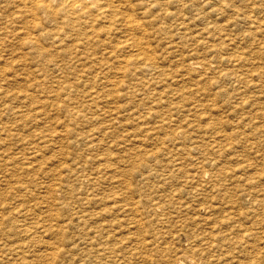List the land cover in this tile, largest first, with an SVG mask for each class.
<instances>
[{
    "label": "rangeland",
    "instance_id": "obj_1",
    "mask_svg": "<svg viewBox=\"0 0 264 264\" xmlns=\"http://www.w3.org/2000/svg\"><path fill=\"white\" fill-rule=\"evenodd\" d=\"M128 1H104L86 44L0 0V264H264V0Z\"/></svg>",
    "mask_w": 264,
    "mask_h": 264
},
{
    "label": "bare ground",
    "instance_id": "obj_2",
    "mask_svg": "<svg viewBox=\"0 0 264 264\" xmlns=\"http://www.w3.org/2000/svg\"><path fill=\"white\" fill-rule=\"evenodd\" d=\"M18 1H19V2H22V3L24 4L25 7H26V5H27L29 8H32V10H31L32 13H30V14L35 15L38 11L44 13V14H45L44 16L46 17V19H47L49 22H50V21L53 22V23H54V22H57V23L59 24V27H60V29H61V31H62V34H63V35L67 34V36L65 35L66 38H67L68 36H69V37L72 36V40H73L74 42H75L76 39H77V40L81 39V42L78 41L79 43H85V42H86V44H87L88 41H89V40H88V33H89V31H94V30H93L94 28H92L93 21H95V20L97 21V19H98V21H99V19H100L101 17H106V15H105L106 11H105L104 7H105V5H107V4H104V1H105V0H18ZM106 1H107V0H106ZM120 1H121V0H120ZM127 1H128V0H127ZM133 1H135V0H133ZM139 1H140V0H139ZM139 1H138V2H139ZM152 1H153V0H152ZM159 1H160V0H159ZM168 1H171V0H168ZM178 1H181V0H178ZM184 1H185V0H184ZM184 1H182V2H184ZM186 1H187V0H186ZM188 1H189V0H188ZM192 1H194V0H192ZM5 2H6V1H5ZM5 2H4V3H5ZM10 2H11V1H10ZM114 2H115V1H114ZM128 2H129V1H128ZM130 2H131V0H130ZM138 2L135 3V4H138ZM155 2H157V1L155 0V1L151 2V3H152V4H155ZM166 2H167V0H166ZM171 2H172V1H171ZM171 2H170V3H171ZM175 2H176V1H175ZM207 2H208V1H207ZM209 2H210V1H209ZM213 2H214V1H213ZM216 2H218V0H217ZM12 3H13V2H12ZM105 3H107V2H105ZM112 3H113V2H112ZM140 3H141V2H140ZM145 3H146V2H145ZM145 3H143V4H145ZM147 3H148V2H147ZM149 3H150V2H149ZM151 3H150V5H151ZM157 3H158V2H157ZM161 3H162V2H161ZM161 3H160V4H161ZM163 3H164V2H163ZM177 3H178V2H177ZM185 3H186V2H185ZM185 3H184V4H185ZM194 3H195V2H194ZM205 3H206V2H205ZM224 3H225V2H224ZM16 4H18V3H16ZM108 4H109V3H108ZM114 4H115V3H114ZM117 4L119 5L120 3H117ZM124 4H126V3H124ZM127 4H128V3H127ZM143 4H141V5H143ZM167 4H168V3H167ZM167 4H166V5H167ZM172 4H173V2H172ZM190 4H191V0H190ZM196 4H197V3H196ZM215 4H216V3H215ZM9 5H10V4H9ZM18 5H20V4H18ZM118 5H115V6H118ZM128 5H132V4L129 3ZM139 5H140V4H138L137 6H139ZM141 5H140V6H141ZM166 5H164V6H166ZM174 5H175V3H174ZM174 5H173V6H174ZM176 5H177V4H176ZM176 5H175V6H176ZM192 5L194 6V4H192ZM204 5H205V4H204ZM217 5H218V4H217ZM123 6H125V5H123ZM140 6H139V7H140ZM155 6H156V5H155ZM155 6H154V7H155ZM157 6H160V5H157ZM157 6H156L155 8H157ZM171 6H172V5H171ZM175 6H174V7H175ZM14 7H15V4H14ZM17 7H19V6H17ZM25 7H22V8H23V9H26L27 7H26V8H25ZM108 7H109V6H108ZM134 7H135V6H134ZM141 7H142V6H141ZM146 7H147V6H146ZM146 7H144L145 10H146ZM162 7H163V5H162ZM201 7H202V6H201ZM29 8H28V9H29ZM113 8H114V7H113ZM115 8H116V7H115ZM120 8H121V7H120ZM129 8H130V7H129ZM131 8H133V7H131ZM135 8H136V7H135ZM142 8H143V7H142ZM147 8H148V7H147ZM150 8H151V7H150ZM150 8H148V9H150ZM155 8H154V9H155ZM165 8H166V7H165ZM165 8H164V9H165ZM4 9H5V8H4ZM4 9H3V10H4ZM23 9H22V10H23ZM106 9H107V8H106ZM110 9L112 10L111 7H110ZM110 9H109V10H110ZM116 9H117V8H116ZM122 9H124V8H122ZM122 9H121V10H122ZM126 9H127V8H126ZM137 9H138V8H137ZM144 9H143V10H144ZM152 9H153V8H152ZM157 9H158V8H157ZM161 9H162V8H160L159 10H161ZM107 10H108V9H107ZM118 10H120V9H118ZM121 10H120V11H121ZM128 10H129V9H128ZM115 11H117V10H115ZM115 11H112V12H115ZM133 11H134V10H132V12H133ZM146 11H147V10H146ZM157 11H158V10H157ZM168 11L171 12V10H168ZM24 12H25V11H24ZM27 12H28V11H27ZM108 12H109V11H108ZM129 12H130V11H129ZM132 12H131V13H132ZM139 12H140V11H139ZM149 12H150V11H149ZM152 12H154V11H152ZM159 12H160V11H159ZM202 12H203V11H202ZM4 13H5V12H4ZM25 13H26V12H25ZM110 13H111V12H110ZM122 13L125 14L124 11H123ZM131 13H129V14H131ZM137 13H138V11H137ZM141 13L144 14V12H142V11H141ZM168 13H169V12H168ZM9 14H11V13H9ZM111 14H112V13H111ZM118 14H119V13H118ZM127 14H128V13H127ZM134 14H136V13H134ZM155 14H156V12H155ZM155 14H154V15H155ZM159 14H162V13H159ZM1 15H2V14H1ZM5 15H6V14H5ZM12 15H13V14H12ZM14 15H15V14H14ZM39 15H40V14H39ZM39 15H38V16H39ZM119 15H120V14H119ZM119 15H117L118 18L120 17ZM132 15H133V13H132ZM145 15H146V13H145ZM162 15H163V14H162ZM162 15H161V16H162ZM207 15H208V14H207ZM6 16H7V15H6ZM15 16H17V15H15ZM19 16H21V15H19ZM112 16H113V15H112ZM122 16H123V15H122ZM122 16H121V17H122ZM133 16H135V15H133ZM133 16H131V18H132ZM138 16H139V15H138ZM161 16H160V17H161ZM163 16H164V15H163ZM165 16H166V15H165ZM3 17H4V16H3ZM7 17H8V16H7ZM22 17H23V16H22ZM22 17H21V18H22ZM32 17H33V16H32ZM126 17H129V15H128V16L126 15L124 19H126ZM153 17H154V16H153ZM179 17H180V16H179ZM17 18H18V16H17ZM36 18H37V17H36ZM38 18H39V17H38ZM38 18H37L38 21L36 20L37 22H39V19H41V18H39V19H38ZM154 18H155V17H154ZM162 18H163V17H162ZM162 18L160 19L161 22H162V20H163ZM165 18H166V17H165ZM169 18H170V16H169ZM232 18H234V17H232ZM32 19H34V18H32ZM42 19H43V18H42ZM108 19H109V18H108ZM111 19H112V18H111ZM119 19H121V18H119ZM138 19H139V18H138ZM140 19H142V18H140ZM158 19H159V18H158ZM167 19H168V18H167ZM8 20H12V19H8ZM16 20H18V19H16ZM16 20H15V21H16ZM100 20H101V19H100ZM106 20H107V19H106ZM109 20H110V19H109ZM134 20H135V19H134ZM153 20H154V19H153ZM155 20H157V19H155ZM160 20H159V21H160ZM181 20H182V19H181ZM24 21H26V20L24 19ZM29 21L31 22V20H29ZM32 21H33V20H32ZM48 21H47V22H48ZM96 21H95V22H96ZM113 21H114V20H113ZM121 21H122V20H121ZM121 21H119V22H121ZM126 21H127V20H126ZM131 21H132V20H131ZM135 21H136V20H135ZM138 21H139V20H138ZM140 21H141V20H140ZM164 21H166V19H164L163 22H164ZM43 22H44V19H43ZM49 22H48V23H49ZM51 22H50V23H51ZM99 22H100V21H99ZM101 22H102V21H101ZM104 22H105V21H104ZM114 22H115V21H114ZM123 22H124V21H123ZM128 22H129V20H128ZM153 22H154V21H153ZM163 22H162V23H163ZM44 23H45V22H44ZM48 23H46V24H48ZM50 23H49V24H50ZM117 23H118V22H117ZM117 23H116V25H117ZM130 23H131V22H130ZM134 23H135V22H134ZM138 23H141V22H138ZM158 23H159V22H158ZM7 24H8V23H7ZM28 24H29V23H28ZM31 24H33V22H32ZM49 24H48V25H49ZM108 24H111V25L113 26L115 23H114V24H112V23H108ZM121 24H122V23H121ZM125 24H127V22H125ZM135 24H136V23H135ZM141 24H142V23H141ZM148 24H149V23H148ZM155 24H157V23H155ZM160 24H161V23H160ZM15 25H16V24H15ZM41 25H42V24H41ZM48 25H47V26H48ZM51 25H53V24H51ZM51 25H50V26H51ZM54 25H55V24H54ZM103 25H104V24H103ZM105 25H106V24H105ZM131 25H133V22H132V24H130V26H131ZM3 26H5V24H4ZM22 26H23V25H22ZM36 26H37V24H36ZM57 26H58V25H57ZM97 26H98V25H96V27H97ZM121 26H122V25H121ZM127 26H128V25H127ZM130 26H128V28H129ZM138 26L141 27L140 29H143V28H142L143 24H142V26H141L140 24H139ZM1 27H2V26H1ZM5 27H6V26H5ZM19 27H20V26H19ZM30 27H31V26H30ZM44 27H45V26H44ZM44 27H43V28H44ZM100 27H101V26H100ZM103 27H104V26H103ZM105 27H107V25H106ZM105 27H104V28H105ZM113 27H114V26H113ZM119 27H120V25L118 26V29H119ZM123 27H125V26H123ZM123 27H122V28H123ZM134 27H137V26H134ZM139 27H138V28H139ZM146 27H147V26H146ZM146 27H145V28H146ZM149 27H151V29L154 27V29H155V26L152 27V26L150 25ZM156 27H157V25H156ZM20 28H21V27H20ZM27 28H28V26H27ZM45 28H46V27H45ZM48 28H49V27H48ZM50 28H51V27H50ZM115 28H116V27H115ZM122 28H121V29H122ZM128 28H127V29H128ZM219 28H220V27H219ZM0 29H1V31H3L2 28H0ZM5 29H6V28H5ZM60 29H59V30H60ZM97 29H99V28H97ZM110 29H111V28H109V30H110ZM121 29H119V31H120ZM124 29H125V28H124ZM130 29H131V28H130ZM136 29H137V28H136ZM136 29H135V30H136ZM151 29H150V30H151ZM217 29H218V28H217ZM10 30H11V29H10ZM22 30H23V29H22ZM52 30H53V29H52ZM55 30H56V28H55ZM59 30L56 31V32H54V33L52 32L53 35H54L53 37H55L56 39L61 38V36H60V35H61V32H59ZM135 30L133 29V31H135ZM144 30H146V29H144ZM144 30H143V31H144ZM152 30H153V29H152ZM11 31H12V30H11ZM24 31H26V33H27L28 30H24ZM38 31H39V30H38ZM43 31H44V30H43ZM47 31H49V29H48ZM95 31H96V30H95ZM99 31H100V29H99ZM105 31H107V30H105ZM119 31H118V32H119ZM123 31H124V33H125V30H123ZM128 31H129V30H128ZM19 32H20V30H19ZM32 32H33V31H32ZM45 32H46V30H45ZM100 32L104 33V30H102V31H100ZM113 32H114V31H113ZM118 32H117V33H118ZM126 32H127V31H126ZM136 32H138V31H136ZM139 32H142V31L139 30ZM152 32H153V31H152ZM152 32H150V33H152ZM15 33H16V32H15ZM28 33H29V31H28ZM28 33H27V34H28ZM46 33H49V32H46ZM46 33H45V34H46ZM59 33H60V34H59ZM95 33H96V32H95ZM108 33H109V31H108ZM108 33H105V34H108ZM213 33H214V31H213ZM5 34H6V33H5ZM9 34H11V33H9ZM19 34H20V33H19ZM21 34H22V33H21ZM23 34H24V33H23ZM29 34H30V33H29ZM43 34H44V33H43ZM49 34H50V33H49ZM90 34H91V33H90ZM93 34H94V33H93ZM125 34H126V33H125ZM125 34H124V35H125ZM139 34L141 35V33H139ZM146 34H148V33H146ZM6 35H7V34H6ZM11 35H12V34H11ZM25 35H26V34H25ZM31 35H32V34H31ZM31 35H30V36H31ZM35 35H37L36 32H35ZM46 35H47V34H46ZM108 35H109V34H108ZM108 35H107V36H108ZM13 36H15V35H13ZM23 36H24V35H23ZM30 36H29V37H30ZM44 36H45V35H44ZM49 36H50V35H48V40L52 41V40L49 38ZM91 36H92V35H91ZM91 36H90V37H91ZM94 36H95V34H94ZM98 36H100V35L98 34ZM104 36H105V35H104ZM1 37H2V36H1ZM5 37H6V36H5ZM5 37H3V38H5ZM16 37H19V36L17 35ZM110 37H113V36H110ZM139 37H140V36H139ZM13 38H14V37H13ZM34 38H38V36H35ZM45 38H47V37H45ZM45 38H42V39L45 40ZM62 38H63V37H62ZM94 38H95V37H94ZM94 38H93V39H94ZM114 38H116V37H114ZM214 38H216V37H214ZM221 38H222V36H221ZM221 38H218V39H221ZM24 39H25V38H23V40H24ZM27 39H28V37H27ZM42 39H41V40H42ZM64 39H65V38H64ZM104 39H106V38H104ZM15 40H17V39L15 38ZM18 40H19V39H18ZM20 40H21V39H20ZM33 40H34V39H33ZM44 40H43V41H44ZM53 40H54V39H53ZM69 40H70V39H69ZM99 40H100V39H99ZM99 40H96V42L99 41ZM113 40H114V39H113ZM113 40H111V41H113ZM115 40H116V39H115ZM121 40H122V38H121ZM141 40H142V39H141ZM141 40H140V41H141ZM146 40H148V38H147ZM10 41H11V40H10ZM35 41H38V39H35ZM57 41H58V40H57ZM91 41H92V40H91ZM91 41H90V42H91ZM101 41H103V40H100L99 42H101ZM105 41H107V40H105ZM122 41H123V40H122ZM122 41H121V42H122ZM124 41H125V40H124ZM124 41H123V42H124ZM132 41H133V40H132ZM143 41H144V39H143ZM1 42H2V41H1ZM11 42H12V41H11ZM18 42H19V41H18ZM76 42H77V41H76ZM96 42H94V44H95ZM107 42H108V41H107ZM118 42H119V41H118ZM123 42H122V43H123ZM128 42H129V41H128ZM134 42H135V41H134ZM136 42H137V41H136ZM22 43H24V41H23ZM25 43H26V42H25ZM33 43H34V42H33ZM39 43H40V42H39ZM68 43H69V42H68ZM68 43H67V44H68ZM71 43H72V42H71ZM91 43L93 44V42H91ZM109 43H110V38H109ZM109 43H107V44H109ZM126 43H127V42H126ZM132 43H133V42H132ZM132 43H131V45H132ZM7 44H8V43H7ZM18 44H20V43H18ZM29 44H30V43H29ZM36 44H37V43H36ZM50 44H52V43H50ZM56 44H57V42H56ZM86 44H85V45H86ZM94 44H93V45H94ZM118 44H121V43H118ZM128 44H129V43H128ZM139 44H140V43H139ZM10 45H11V44H10ZM32 45H33V44H32ZM38 45H40V44H38ZM57 45H58V44H57ZM62 45H63V44H61V46H62ZM65 45H66V44H65ZM73 45H74V44H73ZM73 45H72V46H73ZM93 45H92V46H93ZM99 45H102V44H99ZM99 45H98V46H99ZM133 45H134V44H133ZM147 45H148V44H146V45H144V46H147ZM222 45L224 46V45H226V44H222ZM23 46H24V44H23ZM69 46H70V45H69ZM88 46H89V45H88ZM88 46H86V47H88ZM106 46H107V45H106ZM110 46H112V43H111ZM110 46H108V47H110ZM114 46H115V45H114ZM135 46H137V45H135ZM220 46H221V45H220ZM29 47H31V44H30ZM34 47H36V46H34ZM45 47H46V46H45ZM47 47H50V46L47 45ZM52 47H53V46H52ZM64 47H65V46H64ZM64 47H63V48H64ZM66 47H67V45H66ZM78 47H79V46H78ZM83 47H84V46H83ZM94 47H95V45H94ZM119 47H120V46H119ZM131 47H132V46H131ZM141 47H143V46H141ZM147 47H148V46H147ZM212 47H213V46H212ZM215 47H216V45H215ZM218 47H219V46L217 45V48H218ZM224 47H226V46H224ZM8 48H9V47H8ZM25 48H26V47H25ZM32 48H33V47H32ZM63 48H61V51H63V50H62ZM68 48H70V47H67V50H68ZM80 48H82V47L80 46ZM112 48H113V47H112ZM132 48H133V47H132ZM135 48H137V47H135ZM138 48H139V47H138ZM222 48H223V47H222ZM11 49H12V48H11ZM14 49H15V48H14ZM65 49H66V48H65ZM65 49H64V50H65ZM72 49H73V48H72ZM72 49H71V50H72ZM76 49H77V47H76ZM143 49H144V48H143ZM143 49H142V50H143ZM2 50H3V49H2ZM9 50H10V49H9ZM35 50H36V49H35ZM37 50H38V49H37ZM39 50H40V49H39ZM56 50H57V46H56ZM56 50H55V51H56ZM74 50H75V49H74ZM77 50H78V49H77ZM84 50H85V53H86V52H89V51H86V50H87L86 48H84ZM98 50H101V48H100V49L98 48ZM122 50H123V49H122ZM138 50H140V48H139ZM145 50H146V49H145ZM152 50H153V49H152ZM152 50H151V54L153 55V53H155V52L152 53ZM0 51H1V50H0ZM55 51L53 50L52 52H55ZM91 51H94V49H92ZM91 51H90V52H91ZM102 51H103V48H102ZM112 51H113V50H112ZM112 51H111V52H112ZM119 51H121V50H119ZM127 51H128V50H127ZM218 51H219V50H218ZM31 52H32V51H31ZM31 52H30V53H31ZM33 52H34V51H33ZM35 52H36V51H35ZM48 52H51V51H48ZM59 52H60V50H59ZM67 52H68V51H67ZM81 52H82V51H81ZM94 52H99V51L95 50ZM107 52H109V51H107ZM122 52H124V51H122ZM136 52H137V50H136ZM138 52H139V51H138ZM140 52H141V51H140ZM215 52H217V51H215ZM7 53H8V52H7ZM44 53H45V52H44ZM62 53H63V52H62ZM64 53H65V52H64ZM64 53H63V54H64ZM72 53H74V52H72ZM75 53H76V52H75ZM75 53H74V55H75ZM100 53H101V52H100ZM133 53H134V52H133ZM144 53H145V51L143 52V54H144ZM148 53H149V52H148ZM217 53H218V52H217ZM224 53H226V52H224ZM49 54H50V53H49ZM54 54H55V53H54ZM60 54H61V53H60ZM66 54H67V53H66ZM79 54H80V53H79ZM82 54H83V53H82ZM91 54H93V53L91 52ZM94 54H95V53H94ZM102 54H103V53H102ZM102 54H100V55H102ZM113 54H114V53H113ZM113 54H112V55H113ZM117 54H118V53H117ZM117 54H116V55H117ZM126 54H127V53H126ZM136 54H137V53H136ZM218 54H219V53H218ZM229 54H230V53H229ZM229 54H228V55H229ZM231 54H232V53H231ZM240 54H241V53H240ZM240 54H239V55H240ZM24 55H25V52H24ZM50 55H52V53H51ZM67 55H68V54H67ZM70 55H71V54H70ZM77 55H78V54H77ZM96 55H97V54H96ZM106 55H107V54H106ZM109 55H110V54H109ZM109 55H107V56H109ZM147 55H148V54H147ZM215 55H216V54H215ZM225 55H226V54H225ZM225 55H224V56H225ZM239 55H237V57H238ZM30 56H31V55H30ZM35 56H37V54H36ZM35 56H34V57H35ZM42 56H43V54H42ZM82 56H83V55H81V57H82ZM97 56L99 57V55H97ZM97 56H96V57H97ZM125 56H126V55H125ZM128 56H129V55H128ZM145 56H146V55H145ZM212 56H213V55H212ZM235 56H236V55H234L233 57H235ZM34 57H33V58H34ZM38 57H39V55H38ZM40 57H41V56H40ZM40 57H39V58H40ZM55 57H56V55H55ZM59 57H60V56H59ZM62 57H63V60H65V63L68 64L69 62H68V61L66 62V58L64 59L65 55L62 56ZM62 57H61V58H62ZM90 57H91V55H90ZM92 57H93V56H92ZM92 57H91V58H92ZM104 57H105L106 59L109 58V57H106L105 55H104ZM112 57H113V56H111L110 58H112ZM131 57L134 58L133 55H132ZM131 57H129V58H131ZM156 57H157V56H156ZM217 57H218V56H217ZM217 57H215V59H216ZM228 57H229V56H227V58H228ZM233 57H232V58H233ZM237 57H236V58H237ZM23 58H25V57H23ZM23 58H22V59H23ZM35 58H36V57H35ZM41 58H42V57H41ZM41 58H40L39 60H41ZM45 58H46V57H45ZM45 58H44V59H45ZM48 58H49V57L47 56V59H48ZM61 58H60V59H61ZM67 58H68V60H69V56H68ZM72 58H73V57H72ZM82 58H83V57H82ZM91 58H89V56H88V60H87V59H86V60H87L88 62H91V61H89V59H91ZM105 58H104V59H105ZM114 58H115V57H114ZM120 58H121V57H120ZM125 58H126V57H125ZM143 58H144V57H143ZM152 58H153V56H152ZM208 58H209V57H208ZM213 58H214V57H213ZM213 58H212V59H213ZM221 58H222V57H221ZM223 58H224V57H223ZM232 58H231V60H232ZM236 58H233V59L235 60ZM238 58H240V57H238ZM241 58H242V54H241ZM243 58H244V57H243ZM243 58H242V59H243ZM25 59H26V58H25ZM55 59H57V58H55ZM55 59H54V60H55ZM104 59H103V62H104ZM121 59H122V58H121ZM141 59H142V58H141ZM218 59H219V57H218ZM35 60H36V59H35ZM45 60H46V59H45ZM45 60H43V61H44V64H45V63H49V62H46ZM49 60H50V59H49ZM72 60H73V59H72ZM94 60H95V59H94ZM94 60H93V61H94ZM114 60H115V59H114ZM143 60H144V59H143ZM145 60H147V59H145ZM148 60H149V58H148ZM148 60H147V61H148ZM150 60H151V59H150ZM206 60H207V59H206ZM224 60H225V59H224ZM227 60H228V59H227ZM236 60H237V59H236ZM239 60H240V59H239ZM244 60H245V58H244ZM244 60H243V62H245ZM247 60H249V59H247ZM37 61H38V60H37ZM43 61H42V63H43ZM47 61H48V60H47ZM56 61H57V60H56ZM75 61H76V60H75ZM77 61H78V60H77ZM83 61H84V63H85V59H83ZM99 61H100V60H99ZM115 61H116L115 63H117V60H115ZM118 61H119V60H118ZM124 61H125V60H124ZM126 61H127V60H126ZM132 61H133V60H132ZM137 61H138V60H137ZM147 61H146V62H147ZM156 61H157V60H156ZM190 61H191V60H190ZM204 61H205V60H204ZM207 61H208V60H207ZM211 61H212V60H211ZM216 61H217V60H216ZM219 61H220V60H219ZM219 61H218V62H219ZM221 61H222V60H221ZM221 61H220V62H221ZM40 62H41V61H40ZM51 62H52V61H51ZM57 62H58V61H57ZM72 62H74V61H72ZM79 62H80V61H79ZM100 62H101V61H100ZM100 62H99V63H100ZM133 62H134V61H133ZM144 62H145V61H144ZM152 62H153V61H152ZM231 62H232V61H231ZM235 62H237V61H235ZM238 62H239V61H238ZM247 62H248V61H247ZM28 63H29V62H28ZM35 63H36V62H35ZM42 63H41V64H42ZM53 63H54V62H52V64H53ZM59 63H60V62H59ZM91 63H92V62H91ZM105 63H107V62H105ZM142 63H143V62H142ZM155 63H156V62H155ZM192 63H193V62H192ZM197 63H198V62H197ZM202 63L204 64L205 62H202ZM207 63H208V62H206V64H207ZM223 63H224V61H223ZM225 63H226V62H225ZM229 63H230V62H229ZM251 63H252V61H251ZM38 64L40 65L39 62H38ZM50 64H51V63H50ZM69 64H70V63H69ZM72 64H73V63H72ZM72 64H71V65H72ZM74 64H76V63H74ZM74 64H73V65H74ZM77 64L80 65V63H78V62H77ZM86 64H87V63H86ZM92 64H93V63H92ZM95 64H96V62H95ZM95 64H94L93 66H95ZM102 64H103V63H102ZM119 64L121 65V63H119ZM152 64H154V62H153ZM156 64H158V63H156ZM188 64H189V62H188ZM206 64H205V65H206ZM210 64H211V63H210ZM216 64H217V63H216ZM235 64H236V63H235ZM32 65H34V64H32ZM46 65H47V64H46ZM57 65H58V64H57ZM57 65H55L54 67L56 68ZM63 65H64V64H63ZM79 65H78V66H79ZM82 65H83V64H82ZM82 65H81V66H82ZM89 65H90V63H89ZM108 65H109V62H108ZM116 65H117V64H116ZM116 65L114 64V66H116ZM124 65H125V64H124ZM131 65H132V64H131ZM133 65H134V64H133ZM158 65H159V64H158ZM196 65H197V64H196ZM219 65H220V64H219ZM240 65H241V64H240ZM240 65H239V66H240ZM242 65H245V64L243 63ZM242 65H241V66H242ZM34 66H35V65H34ZM43 66H44V65H43ZM49 66H50V65H49ZM59 66H60V65H58V67H59ZM61 66H62V65H61ZM65 66H66V65H65ZM65 66H64V67H65ZM67 66H69V65H67ZM67 66L65 67L66 69L68 68ZM75 66H76V65H75ZM75 66L73 67L74 69H75ZM87 66H88V65H87ZM186 66H187V65H186ZM207 66H209V63H208ZM212 66H214V65H212ZM245 66H246V67H245V71H246V70H249V69H246L248 65H245ZM256 66H257V65L255 64V66H253V67H256ZM37 67H38V66H37ZM39 67H41V66H39ZM88 67H89V66H88ZM91 67H92V66H91ZM91 67H90V68H91ZM98 67H100V66H98ZM109 67H110V65H109ZM128 67H130V66L128 65ZM131 67H132V68H135L136 66H134V67L131 66ZM144 67H145V64H144ZM149 67H150V66L148 65V68H149ZM152 67H153V66H152ZM152 67H151V68H152ZM157 67L160 69L159 66H157ZM204 67H205V66H204ZM231 67H232V66H231ZM231 67L229 66L228 68L231 69ZM253 67H251V68H253ZM0 68H1V67H0ZM4 68H5V67H4ZM42 68L45 69V66L42 67ZM46 68H50V67H47V66H46ZM69 68H71V70H72V67H71V66H70ZM69 68H68V69H69ZM110 68H111V67H110ZM117 68H119V67L117 66ZM117 68H116V70H117ZM187 68H188V67H187ZM202 68H203V67H202ZM202 68H201V69H202ZM210 68H212V67H210ZM214 68H215V67H214ZM219 68H221V67H219ZM219 68H218V70H220ZM232 68H233V67H232ZM260 68H261V67H260ZM260 68H259V69H260ZM2 69H3V67H2ZM32 69H33V68H32ZM38 69H39V68H38ZM58 69H59V68H57V70H58ZM60 69H62V68H60ZM60 69H59V70H60ZM68 69H67V70H68ZM79 69H80V68H79ZM81 69H82V68H81ZM88 69H89V68H88ZM88 69H86L87 72L90 70V69H89V70H88ZM94 69L97 70V71H95V73L99 71V68L97 69V68L94 67ZM101 69H102V68H101ZM120 69H121V68H120ZM127 69H128V68H127ZM141 69L143 70V67H142ZM153 69H154V68H153ZM185 69H186V68H185ZM188 69L192 70L193 68H192V69H191V68H188ZM195 69H198V68H195ZM224 69H225V68H224ZM234 69H235V68H234ZM234 69H233V70H234ZM236 69H237V67H236ZM239 69H240V68H239ZM243 69H244V68H243ZM243 69H242V70H243ZM256 69H257V68H256ZM256 69L253 68V70H256ZM0 70H1V69H0ZM40 70H41V68H40ZM55 70H56V69H55ZM57 70H56V71H57ZM59 70H58V72L61 73ZM84 70H85V69H84ZM91 70L93 71V69H91ZM123 70H124V69H123ZM128 70H129V69H128ZM137 70H140V69L138 68ZM147 70H149V69H147ZM160 70H161V69H160ZM198 70H199V69H198ZM198 70H197V71H198ZM203 70H204V69H203ZM206 70L208 71V68H206ZM212 70H213V69H212ZM218 70H216V71H218ZM225 70H227V72H228V69H225ZM4 71H5V70H4ZM36 71H37V70H36ZM46 71H47V70H46ZM62 71H64V70H62ZM69 71H70V70H69ZM104 71L106 72L107 70L105 69ZM104 71H103V72H104ZM109 71H110V70H109ZM114 71H115V70H114ZM125 71H126V70H125ZM129 71H130V70H129ZM135 71H136V70H135ZM140 71H141V70H140ZM150 71H152V70H150ZM157 71H158V70H157ZM185 71H186V70H185ZM188 71H189V70H188ZM213 71H214V70H213ZM236 71H237V70H236ZM249 71H250V70H249ZM262 71H263V70H261V72H262ZM47 72H48V71H47ZM58 72H57V73H58ZM65 72H66V71H65ZM70 72H71V71H70ZM72 72H73V71H72ZM72 72H71V73H72ZM74 72H75V70H74ZM74 72H73V73H74ZM79 72H80V70H79ZM87 72H86V73H87ZM105 72H104V73H105ZM110 72H111V71H110ZM192 72H193V71H192ZM195 72H196V71H195ZM199 72H201V71H199ZM204 72H206V71L204 70V71L202 72V74H203ZM243 72H244V71H243ZM243 72H242V73H243ZM255 72H256V71H255ZM255 72L253 71V73H255ZM257 72H258V71H257ZM263 72H264V71H263ZM263 72H262V73H263ZM44 73H46V72H44ZM51 73H52V72H51ZM51 73H50V74H51ZM77 73H78V72H77ZM81 73H83V71H82ZM89 73H91V72H89ZM99 73H101V71H100ZM104 73H102V74H104ZM111 73H112V72H111ZM114 73H116V72H114ZM114 73H113L112 75H114ZM117 73H118V71H117ZM121 73H122V72H121ZM125 73H126V72H125ZM182 73H183V72H182ZM209 73H210V72H209ZM218 73H220V72H218ZM232 73H234V71H233ZM245 73H246V72H245ZM245 73H244V74H245ZM262 73H261V74H262ZM38 74H39V72H38ZM38 74H37V75H38ZM41 74H43V73H40V75H41ZM47 74H48V73H47ZM52 74H53V73H52ZM52 74H51V75H52ZM84 74H85V72L83 73V75H84ZM93 74H94V72H93ZM118 74H119V76H121L120 73H118ZM118 74H117V75H118ZM129 74H133V73H129ZM141 74H142V73H141ZM144 74H145V73H144ZM157 74H158V72H157ZM180 74H181V73H180ZM187 74H188V73H187ZM223 74H224V73H223ZM227 74H228V73H227ZM234 74H235V73H234ZM234 74H233V75H234ZM239 74H240V73H239ZM250 74H251V73H250ZM255 74H256V73H255ZM61 75H63V74L61 73ZM78 75H79V74H78ZM83 75H82V77L85 76V75H84V76H83ZM89 75H90V74H88V77H90ZM98 75H99V74H98ZM106 75H107V74H106ZM108 75H109V73H108ZM112 75H111V76H112ZM115 75H116V74H115ZM122 75H124V73H123ZM127 75H128V74H127ZM148 75H149V74H148ZM152 75H154V72H153ZM168 75H169V74H168ZM182 75H183V74H182ZM185 75H186V73H185ZM192 75H193V74H192ZM198 75H199V74L197 73V76H198ZM219 75H220V74H219ZM246 75H247V77H249L247 73H246ZM257 75H258V74H257ZM35 76H36V75H35ZM49 76H50V75H49ZM53 76H55V75L53 74L52 77H53ZM65 76H67V75H64V78H67V77H65ZM70 76H71V75H70ZM70 76H69V77H70ZM73 76H74V74H73ZM75 76H76V75H75ZM75 76H74V77H75ZM80 76H81V74L79 75V77H80ZM86 76H87V75H86ZM101 76H102V75H101ZM101 76L98 77V78H101L100 80H102V77H101ZM103 76H105V75H103ZM111 76H110V77H111ZM155 76H156V75H154V77H155ZM159 76H160V78H161V75H159ZM178 76H179V75H178ZM186 76H187V75H186ZM217 76H218V75H217ZM226 76H227V75H226ZM228 76H229V75H228ZM228 76H227V77H228ZM41 77H42V76H41ZM43 77H44V75H43ZM57 77H58V75H57ZM59 77H61V76H59ZM77 77H78V76H77ZM91 77H92V75H91ZM93 77H94V75H93ZM105 77H106V76H105ZM105 77H104L103 79H105ZM108 77H109V76H108ZM125 77H126V76H125ZM127 77H128V76H127ZM136 77H137V75H136ZM138 77H139V76H138ZM141 77H142V76H141ZM151 77H152V76H151ZM156 77H157V76H156ZM156 77H155V78H156ZM170 77L172 78V76H170ZM180 77H182V76H180ZM180 77H179V78H180ZM201 77H202V76H201ZM230 77H231V74H230ZM242 77H243V76H242ZM245 77H246V76H245ZM258 77L261 78V75L258 76ZM49 78H50V77H49ZM53 78H55V77H53ZM53 78H51V80H52ZM61 78H62V77H61ZM61 78H60V79H61ZM71 78H73V77H71ZM75 78H76V77H75ZM94 78H95V77H94ZM106 78H107V77H106ZM119 78H120V77H119ZM121 78H122V77H121ZM139 78H140V77H139ZM142 78H143V77H142ZM148 78H149V77H148ZM155 78H154V79H155ZM157 78H159V77H157ZM157 78H156V79H157ZM173 78H174V77H173ZM175 78H176V77H175ZM182 78H183V77H182ZM185 78H187V77H185ZM199 78H200V77H199ZM220 78H221V77H220ZM222 78H223V77H222ZM228 78H229V77H228ZM243 78H244V77H243ZM249 78H250V77H249ZM4 79H5V78H4ZM37 79H38V78H37ZM37 79H36V81H39V79H38V80H37ZM47 79H48V78H47ZM47 79H46V80H47ZM62 79H63V78H62ZM84 79H88V78L85 77ZM95 79H96V78H95ZM95 79H93V80L95 81ZM108 79H110V78H108ZM129 79H130V78H129ZM135 79H137V78H135ZM225 79H226V78H225ZM246 79H247V78H246ZM262 79H263V78H262ZM34 80H35V79H34ZM40 80H41V79H40ZM78 80H81V78H78L77 81H78ZM91 80H92V79H91ZM96 80H98V79H96ZM100 80H99V81H100ZM112 80H115V79L113 78ZM125 80H127V78H126ZM131 80H132V79H131ZM140 80H141V79H140ZM146 80H147V79H146ZM146 80H141V81H143V82L145 81V82H146ZM150 80L153 81L152 78H151ZM172 80H173V79H172ZM178 80H179V79H177L176 81H178ZM183 80H184V79H183ZM183 80H182V81H183ZM219 80H220V79L218 78V81H219ZM238 80H239V78H238ZM242 80H243V79H242ZM251 80H252V79H251ZM258 80H260V79H258ZM3 81H5V80H3ZM6 81H7V80H6ZM36 81H34V83H35ZM82 81H83V80H82ZM94 81H93V83H95ZM109 81H110V80H109ZM136 81H137V80H136ZM156 81H157V80H155V83H156ZM164 81H165V79H164ZM182 81H180V82H182ZM226 81H230V80L228 79V80H226ZM243 81H244V80H243ZM246 81H248V80H246ZM44 82H45V81H44ZM57 82H58V81H57ZM57 82H56V83H57ZM63 82H64V79H63ZM75 82H76V81H75ZM87 82H88V81H87ZM96 82H97V81H96ZM103 82H104V84L106 83V81H103ZM107 82H108V81H107ZM127 82H129V81H127ZM178 82H179V81H178ZM219 82H220V81H219ZM240 82H241V81H240ZM251 82H252V81H251ZM253 82H254V81H253ZM3 83H4V82H3ZM5 83H6V82H5ZM34 83H33V84H34ZM37 83H38V82H37ZM40 83H41V82H40ZM42 83H43V82H42ZM73 83H74V82H73ZM76 83H77V82H76ZM88 83H89V82H88ZM109 83H110V82H109ZM113 83H114V82H113ZM131 83H132V82H131ZM139 83H140V82H139ZM139 83H138V84H139ZM150 83H151V82H150ZM158 83H159V85L161 84L160 82H158ZM163 83H164V82H163ZM234 83H235V82H234ZM246 83H247V82H246ZM6 84H7V83H6ZM6 84H5V86H6ZM33 84H32V85H33ZM43 84H44V83H43ZM43 84H42V85H43ZM58 84H59V83H58ZM60 84H63V85L66 86L67 83L65 84V83H62V82H61ZM71 84H72V83H71ZM77 84H78V83H77ZM77 84H75V85H77ZM96 84H99V83H96ZM121 84H122V83H121ZM121 84H120V85H121ZM128 84H129V83H128ZM146 84H147V83H146ZM152 84H153V82H152ZM175 84H176V83H175ZM244 84H245V83H244ZM3 85H4V84H3ZM35 85H36V84H35ZM42 85H41V86H42ZM69 85H70V83L68 84V86H69ZM90 85H91V84H89V86H90ZM94 85H95V84H94ZM106 85H107V84H106ZM106 85H105V88H106ZM112 85H113V84H112ZM125 85H127V83H126ZM139 85H140V84H139ZM143 85H144V84H143ZM148 85H149V84H148ZM148 85H146V86H148ZM207 85H208V84H207ZM238 85H239V84H238ZM242 85H243V84H242ZM246 85H247V84H246ZM59 86H60V85H59ZM73 86H74V85H73ZM95 86H96V85H95ZM108 86H109V85H108ZM130 86H131V85H130ZM208 86H209V85H208ZM244 86H245V85H244ZM253 86H254V85H253ZM253 86H251V87H253ZM63 87H64V86H63ZM66 87H67V86H66ZM97 87H99V86H97ZM101 87H102V86L100 85V88H101ZM103 87H104V85H103ZM109 87H110V86H109ZM109 87H108V88H109ZM112 87H113V86H112ZM115 87H116V86H115ZM123 87H124V86H123ZM127 87H128V86H127ZM132 87H133V86H132ZM132 87H131V88H132ZM141 87H142V86H141ZM144 87H145V85L143 86V88H144ZM153 87H154V86H153ZM153 87H151V88H153ZM162 87H163V84H162ZM33 88H34V87H33ZM90 88H91V87H90ZM90 88H88V89H90ZM100 88H99V90H100ZM121 88H122V87H121ZM121 88H120V89H121ZM131 88H130V89H131ZM133 88H134V87H133ZM157 88H158V87H157ZM201 88H202V87H201ZM204 88H205V87H204ZM210 88L212 89V87H210ZM213 88H214V87H213ZM239 88H240V86H239ZM239 88H238V89H239ZM4 89H5V88H4ZM62 89H63V88H62ZM65 89H66V88H65ZM138 89H139V88H138ZM244 89H246V88H244ZM248 89H249V88H248ZM84 90H85V88H84ZM90 90H91V89H90ZM97 90H98V88H97ZM97 90H96V92H97ZM107 90H108V89H107ZM126 90H127V89H126ZM126 90H125V91H126ZM155 90H156V89H155ZM87 91H88V90H87ZM114 91H115V90H114ZM129 91H130V90H129ZM137 91H139V90H137ZM142 91H143V89H142ZM158 91H159V90H158ZM161 91H162V90H161ZM211 91H212V90H211ZM211 91H210V92H211ZM102 92H103V91H102ZM111 92H112V91H111ZM120 92H121V91H120ZM122 92H123V90H122ZM149 92H150V91H149ZM168 92H170V91H168ZM210 92H209V94H210ZM214 92H215V91H214ZM214 92H211V93H214ZM240 92H241V91H240ZM245 92H246V91H245ZM84 93H86V92L84 91ZM90 93H92V92H90ZM93 93H94V92H93ZM104 93L107 94V92H104ZM140 93H141V92H140ZM142 93H143V92H142ZM158 93H159V92H158ZM161 93H162V92H161ZM236 93H237V90H236L235 94H236ZM243 93H244V92H243ZM86 94L88 95V93H86ZM95 94H96V93H95ZM109 94H110V93H109ZM109 94H107V96H108ZM115 94H117V93H115ZM118 94H119V93H118ZM126 94H127V93H126ZM128 94H129V93H128ZM145 94H146V93H145ZM156 94H157V93H156ZM170 94H172V92H171ZM173 94H174V92H173ZM224 94H225V93H224ZM227 94H229V93H227ZM233 94H234V93H233ZM241 94H242V93H241ZM83 95H84V94H83ZM87 95H86V96H87ZM96 95H97V94H96ZM154 95H155V94H154ZM161 95H162V94H161ZM161 95H160V96H161ZM168 95H169V93H168ZM178 95H180V94L178 93ZM182 95H183V94H182ZM245 95H247V93H246ZM245 95H240V96H245ZM56 96H57V95H56ZM111 96H112V95H111ZM121 96H122V95H121ZM126 96H127V95H126ZM130 96H131V94H130ZM155 96H156V95H155ZM176 96H177V95H176ZM207 96H209V95H207ZM212 96H213V95H212ZM229 96H230V95H229ZM238 96H239V95H238ZM88 97H89V95H88ZM122 97H123V96H122ZM136 97H137V96H136ZM141 97H142V96H141ZM144 97H145V96H144ZM144 97H143V98H144ZM150 97H151V96H150ZM150 97H149V98H150ZM162 97H163V96H162ZM166 97H167V95H166ZM179 97H180V96H179ZM224 97H226V94H225ZM254 97H255V96H254ZM92 98H94V97H92ZM95 98H96V97H95ZM127 98H128V97H127ZM129 98H130V97H129ZM133 98H134V97H133ZM137 98H139V97H137ZM137 98H135V100H136ZM145 98H146V97H145ZM157 98H159V97H157ZM177 98H178V97H177ZM210 98H211V97H210ZM228 98H229V97H228ZM228 98H227V100H228ZM245 98H246V96H245ZM97 99H99V98H97ZM100 99H102V98H100ZM100 99H99V100H100ZM107 99H108V98H107ZM113 99H114V98H113ZM118 99H119V98H118ZM131 99H132V98H131ZM147 99H148V97H147ZM235 99H236V98H235ZM239 99H240V98H239ZM243 99H244V98H243ZM104 100H105V99H104ZM135 100H134V101H135ZM148 100H149V99H148ZM151 100H152V99H151ZM154 100H155V98H154ZM156 100H157V99H156ZM158 100H159V99H158ZM176 100H177V99H176ZM214 100H215V98H214ZM100 101H101V100H100ZM107 101H108V100H107ZM115 101H116V100H115ZM118 101H119V100H118ZM126 101H127V100H126ZM138 101H139V100H138ZM149 101H150V100H149ZM149 101H148L147 103H149ZM166 101H167V100H166ZM174 101H175V100H174ZM174 101H172V102H174ZM212 101H213V100H212ZM225 101H226V100H225ZM225 101H224V102H225ZM229 101H230V100H229ZM229 101H228V102H229ZM231 101H232V100H231ZM237 101H238V100H237ZM241 101H242V100H241ZM246 101H247V100H246ZM256 101H257V100H256ZM104 102H106V101H104ZM104 102H102V105H103ZM129 102H130V100H129ZM139 102H140V101H139ZM141 102H142V101H141ZM175 102H176V101H175ZM179 102H181V101H178V103H179ZM195 102H196V101H195ZM195 102H193V103H195ZM198 102H199V101H198ZM214 102H215V101H214ZM242 102H244V101H242ZM251 102H252V101H251ZM108 103H110V102H108ZM111 103H112V102H111ZM111 103H110V104H111ZM156 103H157V102H156ZM156 103H155V104H156ZM165 103H166V102H165ZM167 103H168V105L170 106V104H169L170 102L167 101ZM167 103H166V104H167ZM182 103L185 104L186 102L184 101V102H182ZM212 103H213V102H212ZM229 103H230V102H229ZM236 103H237V102H236ZM245 103H246V102H245ZM117 104H118V103H117ZM132 104H133V103H132ZM136 104H138V102H136ZM163 104H164V103H163ZM173 104H174V103H173ZM176 104H177V102H176L174 105L176 106ZM190 104H191V102H190ZM197 104H198V103H197ZM214 104H216V103H214ZM240 104H241V103H240ZM262 104H263V103H262ZM105 105H106V104H105ZM177 105H178V104H177ZM181 105L183 106V104H181ZM198 105H199V104H198ZM206 105H207V103H206ZM206 105H204V107H206ZM216 105H217V104H216ZM220 105H221V104H220ZM229 105H230V104H229ZM247 105H248V104H247ZM263 105H264V104H263ZM98 106H99V104H98ZM100 106H101V105H100ZM119 106L121 107L122 105H119ZM125 106H126V105H125ZM135 106H137V105H135ZM147 106H148V105H147ZM169 106H167V107H169ZM189 106H190V105H189ZM193 106H195V105H193ZM196 106H197V105H196ZM201 106H202V105H201ZM201 106L199 105L198 107L200 108ZM210 106H211V103H210ZM213 106H214V105H213ZM223 106H224V104H223ZM230 106H231V105H230ZM230 106H229V110H230ZM244 106H245V105H244ZM249 106H250V105H249ZM251 106H252V104H251ZM253 106H254V105H253ZM255 106H257V105H255ZM259 106L262 107V105H259ZM104 107H106V106H104ZM108 107H109V106H108ZM108 107H107V108H108ZM114 107H115V106H114ZM116 107H117V106H116ZM129 107H130V106H129ZM129 107H127V108H129ZM145 107H146V106L144 105V109L142 110V112H143L145 109L148 110L147 108H149L150 106L147 107V108H145ZM185 107H186V106H185ZM198 107H197V108H198ZM207 107H209V104L207 105ZM107 108H106V109H107ZM122 108H123V107H122ZM132 108H133V107H132ZM132 108H131V109H132ZM164 108H166V107H164ZM178 108L180 109V107H178ZM182 108H183V107H181V109H182ZM189 108H190V107H189ZM192 108H193V107H192ZM201 108H202V107H201ZM214 108L216 109V106H214ZM214 108H213V109H214ZM225 108H226V106H225ZM108 109H109V108H108ZM113 109H114V108H112L111 110L113 111ZM131 109H130V110H131ZM168 109H169V108H168ZM183 109H185V108H183ZM193 109H194V108H193ZM257 109H258V107H257ZM123 110H124V109H123ZM153 110H154V109H153ZM169 110H170V109H169ZM176 110H177V109H176ZM185 110H186V109H185ZM191 110H192V109H191ZM196 110H197V109H196ZM201 110H202V109H201ZM206 110H207V109H206ZM208 110H209V109H208ZM223 110H224V109H223ZM229 110H228V111H229ZM232 110H233V108H232ZM236 110H237V109H236ZM240 110H241V108H240ZM247 110H249V107H248ZM252 110H253V109H252ZM254 110H255V109H254ZM127 111H128V110H127ZM127 111H126V112H127ZM135 111H136V110H135ZM138 111H139V110H138ZM178 111H179V110H178ZM188 111H189V110H188ZM193 111H194V110H193ZM202 111H203V110H202ZM211 111H212V109H211ZM216 111H218V110H216ZM221 111H222V110H221ZM224 111H225V110H224ZM237 111H238V110H237ZM241 111H242V110H241ZM250 111H251V110H250ZM263 111H264V110H263ZM103 112H105V111H103ZM117 112H118V111H117ZM149 112H151V111H149ZM260 112H261V114L264 113V112H262V111H260ZM18 113H19V112H18ZM18 113H17V114H18ZM119 113H120V112H119ZM130 113H131V112H130ZM144 113L146 114V112H144ZM147 113H148V112H147ZM19 114H20V113H19ZM125 114H126V113H125ZM0 115H1V114H0ZM110 115H111V113H110ZM132 115H133V114H131V116H132ZM136 115H137V113H136ZM142 115L144 116V114H142ZM142 115H141V116H142ZM151 115H152V114H151ZM263 115H264V114H263ZM113 116H114V114H113ZM113 116H112V117H113ZM119 116H120V115H119ZM131 116H130V117H131ZM139 116H140V115H139ZM139 116L137 115L138 118H139ZM125 117H126V116H125ZM115 118H116V116H115ZM123 118H124V117H123ZM0 131H1V130H0ZM89 133H90V132H89ZM91 134H92V133H91ZM97 134H98V133H97ZM97 134H96V136H97ZM99 134H100V133H99ZM92 135H94V133H93ZM86 136H87V135H86ZM96 138H97V137H96ZM97 139H98V138H97ZM97 139H96V140H97ZM88 140H89V139H88ZM95 142H97V141H95ZM90 143H93V142H90ZM95 144H96V143H95ZM101 159H102V158H101ZM98 160H99V159H98ZM73 161H74V160H73ZM74 162H76V161H74ZM177 162H178V161H177ZM77 163L79 164V162H77ZM178 163H179V162H178ZM74 164H75V163H74ZM78 164H77V165H78ZM102 165H105V164H102ZM103 167H104V166H103ZM106 169H107V167H106ZM100 170H101V169H100ZM67 171H68V170H67ZM70 171H71V170H70ZM79 171L81 172V170H79ZM74 172H75V171H74ZM80 172H79V173H80ZM97 172H99V171L97 170ZM68 173H69V172H68ZM70 173H71V172H70ZM79 173H78V176H79ZM82 173H83V172H82ZM82 173H81V175H82ZM90 173H91V172H90ZM71 174H72V173H71ZM75 175H76V174H75ZM89 175H90V174H89ZM78 176L76 175L77 178H78ZM76 177H75V178H76ZM82 177H83V176H82ZM84 177H85V176H84ZM87 177H88V176H87ZM79 178H81V177H79ZM96 179H98L99 181L101 180V179H99V178H96ZM91 180H92V179H91ZM78 181H81V180H78ZM89 182H91V181H89ZM91 184H92V183H91ZM88 198L90 199V197H88ZM88 198H87V199H88ZM88 201H89V200H88Z\"/></svg>",
    "mask_w": 264,
    "mask_h": 264
}]
</instances>
